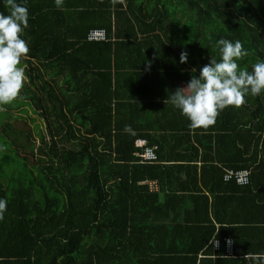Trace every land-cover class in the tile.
I'll return each instance as SVG.
<instances>
[{
  "label": "trees",
  "instance_id": "trees-1",
  "mask_svg": "<svg viewBox=\"0 0 264 264\" xmlns=\"http://www.w3.org/2000/svg\"><path fill=\"white\" fill-rule=\"evenodd\" d=\"M17 2L30 14L22 36L29 53L19 65L26 76L20 101L10 106H31L45 134L35 145L20 133V142L8 123L18 116L0 110L8 114L0 124V264L144 262L147 253L137 249L147 235L177 228L163 219L168 198L191 199L193 214L180 224L199 233L195 247L206 254L213 235L222 240L241 228L264 235V92L225 108L208 128H190L167 100L211 57L220 59V38L247 49L240 67L251 71L264 60V0H64L62 8L54 0ZM9 12L0 0V13ZM96 28L105 29L106 41L87 39ZM150 129L179 132L172 141L187 144L168 149ZM137 137L156 146L155 160L137 154ZM180 168L190 170L191 186L162 190ZM228 170H247V183L225 180ZM262 246L254 242L249 253L264 259Z\"/></svg>",
  "mask_w": 264,
  "mask_h": 264
},
{
  "label": "clouds",
  "instance_id": "clouds-1",
  "mask_svg": "<svg viewBox=\"0 0 264 264\" xmlns=\"http://www.w3.org/2000/svg\"><path fill=\"white\" fill-rule=\"evenodd\" d=\"M10 12L0 13V104H9L16 99L26 79L22 59L27 58L29 47L22 38L30 19L26 3L5 0ZM62 8L64 0H54ZM220 59L210 58L209 63L192 75L187 84L168 97L171 105L180 111L190 128H208L216 122L225 108L239 107L249 94L256 96L264 92V60L258 59L251 71L239 66L238 61L247 56L240 40L220 38L215 41ZM187 61V53L180 54V62ZM196 69L193 68L192 72ZM5 201L0 199V212Z\"/></svg>",
  "mask_w": 264,
  "mask_h": 264
},
{
  "label": "crops",
  "instance_id": "crops-1",
  "mask_svg": "<svg viewBox=\"0 0 264 264\" xmlns=\"http://www.w3.org/2000/svg\"><path fill=\"white\" fill-rule=\"evenodd\" d=\"M139 103H141V107H146L144 102H139ZM151 115L153 120H155L156 117L155 113H152ZM148 132L156 133L159 137L165 139L167 143L164 144L167 145L168 149H170L173 145H175L176 147H180L179 149H181L180 151H182V149L185 148V145L187 144V142H183L182 144H180V142L175 143L172 141V138L175 139L181 138L180 134H176L179 132H168L163 130L154 131L151 129L148 130ZM137 138L145 139L144 137H137ZM165 154H167V152H165ZM199 168H200V162H197V179H199L200 176ZM180 169H181L180 171H176L177 172L176 176L170 175L167 178L163 179L161 186L162 190L165 191L168 189V187L177 186V185L179 186L181 184L187 185L188 187L191 186V184L194 182V178L189 174L190 170L183 168ZM154 183L156 182L154 181H152V183L149 182V185L153 189H157V187L160 188L159 185L156 184L157 186H155ZM177 192L180 195L181 194L184 195L181 190H177ZM184 193L186 194L189 192H184ZM203 193L208 195L209 200L211 199L210 194L205 189L203 190ZM163 200L166 199L162 198V201ZM167 200H168V205L165 202V205L161 207L166 212L165 215H163V217L165 216L163 219L165 220L166 225L176 224L177 228L173 229L167 227L162 229H156L150 233L152 235L150 236L147 235L148 237L146 240L148 242H145L142 245L138 246L137 249V252H142V253L146 252L147 253L145 256L146 258L143 262V259L140 256L139 259H141L142 261L138 264H192L193 260H194V264H202L206 258L212 259L213 260L212 264H264V259L260 254L249 253L250 252L249 250L253 248L252 246L254 245V242L264 241V235L262 233L263 231L257 229V231L254 230L253 232H251L250 231L251 229L249 230V229L241 228L240 230L236 231V233L232 232L234 234L232 236L229 235L228 237L232 239L233 238L236 239V245L234 246V250L236 251V254L234 252L235 255L229 258L233 261L219 260L218 256L223 257L220 259H228V257L220 255L218 254V252H214L213 250H211V254H206L207 252L203 250L204 248L195 247V244H198L199 242V238H200L199 233L193 231V229H186L181 226V224L186 223V219H189L190 216H192L193 214L194 204L191 202V199L185 197L178 199V201L175 198L172 199L168 198ZM209 214H210V210H209ZM200 216H203V212L200 214ZM215 226L217 229L218 228L217 224ZM242 227H246V226H242ZM213 237L215 236L213 235ZM197 248L198 250L196 252L195 259H193L194 257L193 252ZM261 248H264V246H262ZM152 252H154V254H152Z\"/></svg>",
  "mask_w": 264,
  "mask_h": 264
},
{
  "label": "built area",
  "instance_id": "built-area-1",
  "mask_svg": "<svg viewBox=\"0 0 264 264\" xmlns=\"http://www.w3.org/2000/svg\"><path fill=\"white\" fill-rule=\"evenodd\" d=\"M88 40H107L106 31L104 28H96L91 29L87 33ZM134 145L138 148H141V151L137 154L141 157L142 160H155L156 154L154 149L156 146H148L145 139L137 138L134 140ZM248 174L247 170H240V171H232L228 170L225 175L224 179L228 180L231 177H234L236 182L239 184L247 183L248 181ZM211 248L214 252L222 251V255L225 257H233L234 256V244L232 239L224 238L219 239L217 237H213L209 243Z\"/></svg>",
  "mask_w": 264,
  "mask_h": 264
},
{
  "label": "rangeland",
  "instance_id": "rangeland-1",
  "mask_svg": "<svg viewBox=\"0 0 264 264\" xmlns=\"http://www.w3.org/2000/svg\"><path fill=\"white\" fill-rule=\"evenodd\" d=\"M21 67L25 69L24 66H21ZM21 92H22V89L20 90V93ZM18 100L20 101L19 96L16 99H14L11 103H9L8 107H5L4 105L0 104V110L8 108L16 116H18L17 118L10 119L8 123L11 125V127L16 132L19 133V135H16V136L20 142L22 141L24 142L26 140L24 135H21L20 133H28L30 134V137L32 138V140L35 142V145H38L40 136L45 134V124L43 122V119L39 115L38 112L33 110L31 106L19 105L15 108H12L11 106L13 104H16L13 102H16ZM1 114H0V124L3 122L5 117L8 115V114L1 115Z\"/></svg>",
  "mask_w": 264,
  "mask_h": 264
}]
</instances>
